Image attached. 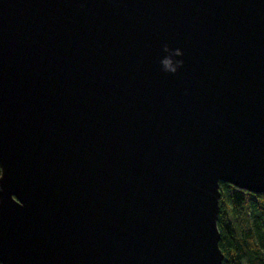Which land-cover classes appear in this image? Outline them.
I'll use <instances>...</instances> for the list:
<instances>
[{
    "label": "water",
    "instance_id": "95a60500",
    "mask_svg": "<svg viewBox=\"0 0 264 264\" xmlns=\"http://www.w3.org/2000/svg\"><path fill=\"white\" fill-rule=\"evenodd\" d=\"M0 167L1 264H222L221 183L264 194V0H0Z\"/></svg>",
    "mask_w": 264,
    "mask_h": 264
},
{
    "label": "trees",
    "instance_id": "16d2710c",
    "mask_svg": "<svg viewBox=\"0 0 264 264\" xmlns=\"http://www.w3.org/2000/svg\"><path fill=\"white\" fill-rule=\"evenodd\" d=\"M220 194L217 226L225 258L222 264H264V194H252L224 182Z\"/></svg>",
    "mask_w": 264,
    "mask_h": 264
},
{
    "label": "clouds",
    "instance_id": "9594fccd",
    "mask_svg": "<svg viewBox=\"0 0 264 264\" xmlns=\"http://www.w3.org/2000/svg\"><path fill=\"white\" fill-rule=\"evenodd\" d=\"M164 51L169 53L166 57H164L161 61L163 65L164 71L171 74H176L180 68L184 66L183 59H174V57H183L184 52L182 49H171L167 45L164 47Z\"/></svg>",
    "mask_w": 264,
    "mask_h": 264
}]
</instances>
